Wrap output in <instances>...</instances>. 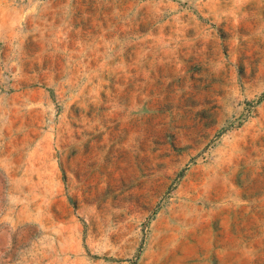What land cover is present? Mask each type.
<instances>
[{
    "label": "rangeland",
    "instance_id": "obj_1",
    "mask_svg": "<svg viewBox=\"0 0 264 264\" xmlns=\"http://www.w3.org/2000/svg\"><path fill=\"white\" fill-rule=\"evenodd\" d=\"M0 264H264V0H0Z\"/></svg>",
    "mask_w": 264,
    "mask_h": 264
}]
</instances>
